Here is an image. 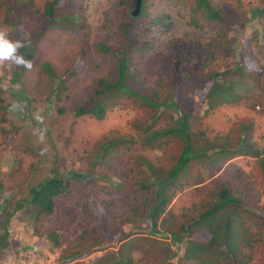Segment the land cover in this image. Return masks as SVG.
<instances>
[{
    "label": "trees",
    "instance_id": "16d2710c",
    "mask_svg": "<svg viewBox=\"0 0 264 264\" xmlns=\"http://www.w3.org/2000/svg\"><path fill=\"white\" fill-rule=\"evenodd\" d=\"M89 1L69 14V0H0V28L11 27L8 39L24 44L16 55L32 64L5 61L20 86L16 98L71 118L65 131L42 130L53 159L39 182L26 181L34 169L27 162L42 156L24 133L8 141L22 127L10 125L2 135L0 148L10 146L13 165L0 194L24 193L7 199L4 233L17 212L37 233L54 217L58 229L72 226L69 210H80L85 226L56 243L64 260L264 264V0H142L135 17V0H110L114 17L105 10L95 30ZM164 5L184 15L175 19ZM176 21L184 24V39L172 34ZM80 33L84 39L74 46L69 40ZM54 35L67 49L58 66L57 53L38 56L39 39ZM85 75L91 78L77 93ZM64 163L99 178L61 175ZM106 168L127 172L111 181ZM124 190L132 199L123 213H113L119 205L113 195ZM75 194L72 207L67 197ZM127 224L141 236L123 231ZM7 246L0 239V248Z\"/></svg>",
    "mask_w": 264,
    "mask_h": 264
},
{
    "label": "rangeland",
    "instance_id": "374dc122",
    "mask_svg": "<svg viewBox=\"0 0 264 264\" xmlns=\"http://www.w3.org/2000/svg\"><path fill=\"white\" fill-rule=\"evenodd\" d=\"M80 1L81 0H69L67 12L69 14L74 13V9H76V6ZM89 2L91 4H89V11L91 14L90 21L93 25L94 30L96 27L100 28L99 25L101 23V18L105 10L113 9L110 14H112L114 17L115 6L110 0H91ZM163 9L165 10V12L170 13V15L175 19L183 14V11H180L179 8H174L172 6L169 7L167 5H164ZM175 24H177L178 27L175 28L173 32L171 31L172 34H174L178 38L184 39V24L178 21H176ZM0 31L5 32L8 38L9 34L12 32V29L9 26H3L2 28H0ZM251 31L252 28H248L246 30L247 34ZM58 36L59 35H54L42 39L40 38L38 41V56L42 60H49V57H53V53H57L56 56L58 57V59L53 61V63H55L57 66L65 63L67 60L66 58H64L63 60L62 56H59L60 53H63L67 49L63 50L58 47V42L64 39ZM67 39H69V37L65 38V40ZM82 39L84 38L82 33H80L78 35H75L74 38L69 41L75 40V46L79 42H81ZM70 48H72V46H70ZM11 64L12 63L8 65L7 63L6 65L5 61L0 62V125H4L6 127L5 129L0 128V140L2 138V135L6 133L10 125L14 124L16 126L22 127V129L18 132V136L13 137V139L8 138V141L9 143L16 142L21 138V134L24 133L28 139L27 144L35 149V152L37 154H40L42 156V160L38 159V157L36 156L29 157L27 162V166H29L31 163V167L34 166V169L31 171V174L28 176L26 181H29L28 183L39 182L44 178L45 172H48L50 170V161L53 159V150L50 145H48L47 138L42 130L46 131L51 129L54 133L60 132L61 130L65 131V128H67V125L71 121V118L67 116V114L62 117L55 116V118L53 117V114L48 111V109L46 110L45 106L35 104H29L31 105L29 106L27 102L19 101L16 98V95L21 94L20 86L19 83L15 81V78H12L10 75V70L11 68H13V65ZM87 76L89 75H85L83 78H81L82 80L79 79L76 81L77 93H79L80 89L83 87ZM10 110H13V112L15 113L17 112V119L12 113H10ZM33 116L36 118H33V120H31ZM2 120L6 121L1 122ZM108 123L110 125H112V123L117 124L119 123V119L116 118L113 121H108ZM39 125L42 129L37 128ZM95 131H98V129L95 128ZM64 135L66 136V134ZM9 149V145L5 147V150L0 148V157L2 156V158L0 159V180L4 181H6V179L3 178V174L9 172L13 165V157L9 153ZM79 164L82 165L81 163ZM242 164L246 165L250 170V164H246L244 160ZM69 173H75V175H78V178L83 181L91 180L94 177L99 178L96 176V174L87 171L86 168L78 167L77 165H75V163H64L62 172L60 174L68 175ZM10 185L11 184H9V186ZM16 186L18 185H15L14 188H16ZM127 186L129 188L128 184ZM252 188L253 190H256V186L255 188ZM2 191L5 193L0 194V239L4 237V239L8 243V246L5 249L0 248V264H88L89 262L91 263L93 261L94 255H91L89 259H85L79 262L64 260L60 258L62 250L58 247L59 244H56L74 239L77 235V231L85 226V217H83L80 210H78L74 215L69 210V213L71 214V216H73L70 219L72 226L69 223H67V225L62 224L61 228L58 229L60 222L54 217L53 219H49L47 222H45V224L39 228L37 233L32 226V221L30 219H27L23 215L24 213L17 212L13 216V218L10 219V223L5 230L6 233H4V229L1 228V225L3 222H5V219H3V215L1 214H4L5 205H11L10 201L7 199L11 197L13 200L20 197L24 193L21 192L20 194L19 192H14L13 190H10L8 192L6 190ZM114 194L115 195H113V197H116L114 199L117 203H119V205L110 208V210L113 213L121 214L127 209L128 204L132 199V195L130 196V192L126 190L122 192H115ZM77 198V194H75L73 197L68 196L67 203L70 206L74 207V202L77 200ZM59 208H63V206H59ZM108 220L110 221V219ZM112 221L113 227H120L122 224V220L120 219H112ZM71 229H73L74 232H72ZM122 230L136 236H141V234L143 233L140 230L133 231L131 224L125 225L124 227H122ZM120 244L121 243H118L116 248H118V245ZM20 259H23L25 261L22 263Z\"/></svg>",
    "mask_w": 264,
    "mask_h": 264
},
{
    "label": "clouds",
    "instance_id": "9594fccd",
    "mask_svg": "<svg viewBox=\"0 0 264 264\" xmlns=\"http://www.w3.org/2000/svg\"><path fill=\"white\" fill-rule=\"evenodd\" d=\"M141 10V9H140ZM21 47H24V44H22L20 41H11L7 38L6 33L3 31H0V62L3 61H13L16 65H24L25 68L30 69L32 67V64L30 61H25L23 59L22 56H17V50L20 49ZM9 77V76H8ZM10 79V78H9ZM6 120H2L1 122H5ZM0 128L5 129L6 127L4 125H0ZM106 170H112L111 168H106ZM106 172V177L108 179H111V181H117V176L121 175L125 171H121V172H114L113 170L111 172ZM153 183V182H150ZM151 190L153 193H155L157 191V186H151ZM166 195V193H164ZM176 202V198L172 201V203L174 204ZM171 203V204H172ZM7 206L5 205L4 209L7 210ZM14 215H12L10 217V219L13 218ZM10 219H8V221H10ZM183 255V253H182ZM181 255V256H182ZM49 259V258H48ZM51 261V260H50ZM74 262V260H69Z\"/></svg>",
    "mask_w": 264,
    "mask_h": 264
},
{
    "label": "water",
    "instance_id": "95a60500",
    "mask_svg": "<svg viewBox=\"0 0 264 264\" xmlns=\"http://www.w3.org/2000/svg\"><path fill=\"white\" fill-rule=\"evenodd\" d=\"M141 3H142V0H135V4H134V7L133 9L130 11V15L132 17H135L139 14L140 12V9H141Z\"/></svg>",
    "mask_w": 264,
    "mask_h": 264
}]
</instances>
